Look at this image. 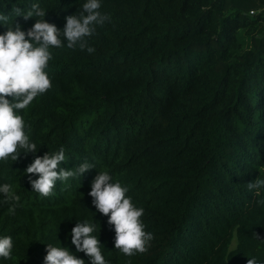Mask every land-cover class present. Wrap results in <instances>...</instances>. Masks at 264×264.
Listing matches in <instances>:
<instances>
[{"label": "trees", "instance_id": "1", "mask_svg": "<svg viewBox=\"0 0 264 264\" xmlns=\"http://www.w3.org/2000/svg\"><path fill=\"white\" fill-rule=\"evenodd\" d=\"M84 2L0 0V13L26 30L35 20L14 9L37 3L63 29ZM100 11L110 22L88 38L95 52L53 48L52 87L20 110L36 156L63 146L61 167L95 169L42 197L24 174L33 154L0 162V183L20 196L12 212L0 202V236L13 241L0 264H43L48 243L75 252L71 228L92 213L108 264H264V189L247 188L264 178V0H102ZM104 170L144 209L142 254L113 249L91 204Z\"/></svg>", "mask_w": 264, "mask_h": 264}, {"label": "clouds", "instance_id": "2", "mask_svg": "<svg viewBox=\"0 0 264 264\" xmlns=\"http://www.w3.org/2000/svg\"><path fill=\"white\" fill-rule=\"evenodd\" d=\"M102 0H85L81 11L64 18L63 29L46 21V10L37 3L29 9H14V17L24 20L34 19L35 23L24 30L19 23L13 26V19L0 13V26L6 31L0 33V162L16 161L23 153H31L35 159L24 169L32 192L42 197L54 195L58 181L69 178H79L95 165L88 161L66 170L61 163L67 161L63 146L59 150L43 156H36L39 150L26 133L25 120L20 110H25L33 100L52 87L51 79L45 69L52 59V49L66 47L79 48L92 54L95 48L89 45L88 38L105 22H110V16L100 11ZM6 97H10L8 99ZM23 150V151H21ZM35 177V178H33ZM249 190L259 193L264 189V178L258 176L247 183ZM129 189L119 181H114L109 171H97L92 179L88 196L96 212L107 216V224L114 232L113 249L125 256L142 254L148 250L153 239L151 231H145L141 220L144 209L133 204L127 196ZM0 196L3 201L13 202L9 211L12 212L20 196L13 191L10 183H0ZM92 219L77 221L71 228L70 244L75 252L68 247L45 244L46 255L43 264H85L76 253L83 252L88 257V264H108L103 255L104 249L98 239L100 226ZM13 254L11 236H0V258L9 259ZM247 264H259L255 257L248 258Z\"/></svg>", "mask_w": 264, "mask_h": 264}, {"label": "rangeland", "instance_id": "3", "mask_svg": "<svg viewBox=\"0 0 264 264\" xmlns=\"http://www.w3.org/2000/svg\"><path fill=\"white\" fill-rule=\"evenodd\" d=\"M235 247V240L232 242V248Z\"/></svg>", "mask_w": 264, "mask_h": 264}]
</instances>
